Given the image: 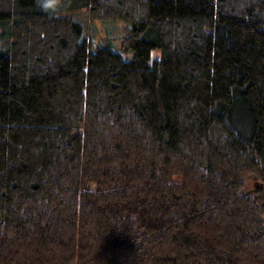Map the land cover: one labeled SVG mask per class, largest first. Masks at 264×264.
I'll use <instances>...</instances> for the list:
<instances>
[{
    "label": "trees",
    "instance_id": "16d2710c",
    "mask_svg": "<svg viewBox=\"0 0 264 264\" xmlns=\"http://www.w3.org/2000/svg\"><path fill=\"white\" fill-rule=\"evenodd\" d=\"M0 264H264V0H0Z\"/></svg>",
    "mask_w": 264,
    "mask_h": 264
},
{
    "label": "rangeland",
    "instance_id": "374dc122",
    "mask_svg": "<svg viewBox=\"0 0 264 264\" xmlns=\"http://www.w3.org/2000/svg\"><path fill=\"white\" fill-rule=\"evenodd\" d=\"M74 20L80 22L84 27L83 38L93 41L94 46H109L113 50L121 53L125 59H131L133 53H130L124 48V39L129 34L131 28L126 22H105L91 21L89 11L82 8L76 11L67 13ZM161 51L153 50V57H160ZM244 191L248 192L254 189L257 183L254 178L248 177ZM93 186V185H92Z\"/></svg>",
    "mask_w": 264,
    "mask_h": 264
}]
</instances>
